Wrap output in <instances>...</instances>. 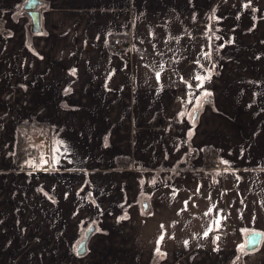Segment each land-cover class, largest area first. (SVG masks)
<instances>
[{
	"label": "crops",
	"instance_id": "0c3cea01",
	"mask_svg": "<svg viewBox=\"0 0 264 264\" xmlns=\"http://www.w3.org/2000/svg\"><path fill=\"white\" fill-rule=\"evenodd\" d=\"M25 1L0 0V264H231L264 233V0H41V33ZM20 120L44 148L18 164Z\"/></svg>",
	"mask_w": 264,
	"mask_h": 264
},
{
	"label": "flooded vegetation",
	"instance_id": "af4514ba",
	"mask_svg": "<svg viewBox=\"0 0 264 264\" xmlns=\"http://www.w3.org/2000/svg\"><path fill=\"white\" fill-rule=\"evenodd\" d=\"M40 1V4H39V6L38 7H40L41 6V4H42V1L41 0H39ZM27 2V0L25 1V3ZM25 3H24V5H25ZM24 5H23V8H24ZM24 11L26 12V10L24 9ZM110 45V44H109ZM113 51V50H112ZM131 51V49L129 48V50L127 51V54L125 55V56H123V57H128L129 55H130V52ZM115 52V51H114ZM116 53V52H115ZM118 54V53H117ZM121 56V55H120ZM12 86H13V88H12ZM11 88H12V90H16L17 89V87L13 84V85H11ZM64 102L65 101H63V103L62 104H64ZM21 122H26V123H28V124H30V125H36V126H34V127H38L39 126V123H36L35 121H33V122H28V121H26V120H20L19 121V125H20V123ZM29 127H31V128H28V127H26L25 129H27V133H26V137H25V140H22V142H21V149H23L24 151H25V157L24 158H26L27 156H33V155H37L38 157L40 156V152H39V150H40V148H41V145H40V143L42 142V140H41V138H40V136H39V133H38V131L36 130V129H34V127L33 126H29ZM48 141V140H47ZM47 143V145H48V143H49V141L48 142H46ZM20 144L18 143L17 144V149H18V146H19ZM47 145L45 146V150H46V147H47ZM16 154H17V151H16ZM16 154H15V156H16ZM24 158H22V160L24 159ZM16 159V158H15ZM21 160V161H22ZM17 162V161H16ZM91 227H93L94 229V231H95V224L94 223H92V225H90ZM93 231V232H94ZM93 234V233H92ZM248 235V234H247ZM247 235H246V237H247ZM246 237H245V242H244V244L246 243ZM189 246V248L190 249H188V252H186V253H184V254H181V255H179V257L175 260V261H173V264H184L185 263V260H186V257H188L189 256V254H191L192 252H193V249H194V247H192V245H188ZM204 245H203V243H201L200 245H198L197 247L198 248H201V247H203ZM245 253H249V251H247L246 249L243 251V252H241L240 251V253H239V257L236 259V260H234L231 264H235L237 261H239L240 262V264H242V256L245 254ZM15 260H13V262H14ZM181 261H182V263H181ZM160 263V261H157L156 260V264H159Z\"/></svg>",
	"mask_w": 264,
	"mask_h": 264
},
{
	"label": "water",
	"instance_id": "95a60500",
	"mask_svg": "<svg viewBox=\"0 0 264 264\" xmlns=\"http://www.w3.org/2000/svg\"><path fill=\"white\" fill-rule=\"evenodd\" d=\"M39 4H40L39 0H27V2L24 5V9L26 10V13L31 17L32 31L34 33H41L43 31L42 21H41V11L38 9ZM93 229L94 228L90 226L86 230L84 238L79 243L78 248H79L81 253L86 252V245H87V242H88L89 238L91 237V235L94 231ZM252 232L262 233L260 231H252ZM263 238L264 237H260V236L251 237V236L247 235L246 240L256 239L258 241V246L255 247V250H251L252 246H250V245L246 246L245 249L249 252L257 251L262 244ZM235 264H240V262L237 261Z\"/></svg>",
	"mask_w": 264,
	"mask_h": 264
},
{
	"label": "snow or ice",
	"instance_id": "6c2138e0",
	"mask_svg": "<svg viewBox=\"0 0 264 264\" xmlns=\"http://www.w3.org/2000/svg\"><path fill=\"white\" fill-rule=\"evenodd\" d=\"M157 77H159V73H157ZM196 79L200 80L201 82H203L205 79H208V77H204V76H197ZM205 95H209V93H205ZM181 115H183V113H181ZM194 119V117H193ZM189 135H191V133H189ZM58 151V149H57ZM44 163H47V161L45 160ZM226 163V162H225ZM185 204H187V201L185 202ZM209 211H211V209H209ZM207 215V213H206ZM216 225L219 226L220 225V220L217 219L215 221ZM212 231L211 228H208L205 232H204V236L207 237L209 235V233ZM244 232L247 233L249 236L251 237H256V236H260V237H264V233H256V232H252L248 229H244ZM164 237L161 236L160 237V240H163ZM215 239H219V237L217 236ZM159 243V241H158ZM185 244H187V241H185ZM252 246V249L251 250H255V247L258 246V241L256 239H248L246 240V243L245 244H241L238 246V250L243 252L246 248V246ZM157 252H159V248H157Z\"/></svg>",
	"mask_w": 264,
	"mask_h": 264
},
{
	"label": "built area",
	"instance_id": "2783aa9c",
	"mask_svg": "<svg viewBox=\"0 0 264 264\" xmlns=\"http://www.w3.org/2000/svg\"><path fill=\"white\" fill-rule=\"evenodd\" d=\"M110 47L113 51H115L119 55L125 56L130 48V44L129 41H125L121 38H114L110 40Z\"/></svg>",
	"mask_w": 264,
	"mask_h": 264
},
{
	"label": "trees",
	"instance_id": "16d2710c",
	"mask_svg": "<svg viewBox=\"0 0 264 264\" xmlns=\"http://www.w3.org/2000/svg\"><path fill=\"white\" fill-rule=\"evenodd\" d=\"M19 126H20V128H22V130L20 132V135H22L23 129H25L26 127H29V126L34 127L36 125H30L26 122H21ZM24 157H25V151L23 149H21V142H20V145L18 146V149H17V154L15 156L17 163L20 164L22 158H24Z\"/></svg>",
	"mask_w": 264,
	"mask_h": 264
},
{
	"label": "rangeland",
	"instance_id": "374dc122",
	"mask_svg": "<svg viewBox=\"0 0 264 264\" xmlns=\"http://www.w3.org/2000/svg\"><path fill=\"white\" fill-rule=\"evenodd\" d=\"M195 113H196V111H194V115H195ZM43 146H41V148H42ZM44 148V147H43ZM42 155H44L45 156V153H44V151L42 152ZM181 263H182V261H181Z\"/></svg>",
	"mask_w": 264,
	"mask_h": 264
}]
</instances>
